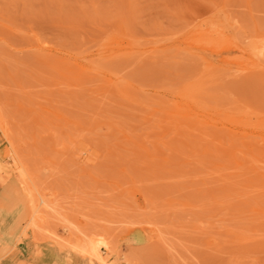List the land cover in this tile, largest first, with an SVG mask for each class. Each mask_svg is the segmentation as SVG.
I'll list each match as a JSON object with an SVG mask.
<instances>
[{"label": "rangeland", "instance_id": "obj_1", "mask_svg": "<svg viewBox=\"0 0 264 264\" xmlns=\"http://www.w3.org/2000/svg\"><path fill=\"white\" fill-rule=\"evenodd\" d=\"M263 40L264 0H0L12 264H264Z\"/></svg>", "mask_w": 264, "mask_h": 264}, {"label": "bare ground", "instance_id": "obj_2", "mask_svg": "<svg viewBox=\"0 0 264 264\" xmlns=\"http://www.w3.org/2000/svg\"><path fill=\"white\" fill-rule=\"evenodd\" d=\"M264 54V40L258 43L254 48V55L260 56ZM0 130L10 144L13 146L11 134L5 124V122L0 118ZM3 167L0 164V174L3 172ZM24 172V174H23ZM20 173V182L22 184L23 189L26 190L29 196L30 202V210L26 216H23V213L20 208L17 207L16 204H11L9 206L3 205L2 200L0 201V264H12L14 260L17 259L20 251L19 248H22V238L25 237L28 231H32L35 236L36 241H40L39 230H40V206L41 204L46 208L47 203L42 198L41 195L38 194L37 189L27 182V179L24 177L26 174L25 171ZM1 188V181H0ZM38 195V196H37ZM40 202L38 204V201ZM19 210V211H18ZM24 217L22 221L25 222V227H21V219L20 216ZM19 221V222H18ZM61 247L64 245L59 244ZM106 248L107 252H110V247L107 243L103 244ZM17 250V252H16ZM69 251H74L76 253L81 254L84 257L89 258L90 264H117L115 262H111L110 255L104 256L101 250L98 247H89L84 245L82 240L75 245H71ZM14 253V254H13ZM23 264V263H22ZM26 264V263H25Z\"/></svg>", "mask_w": 264, "mask_h": 264}]
</instances>
